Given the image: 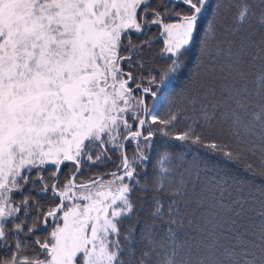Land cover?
Listing matches in <instances>:
<instances>
[{
    "label": "snow or ice",
    "instance_id": "1",
    "mask_svg": "<svg viewBox=\"0 0 264 264\" xmlns=\"http://www.w3.org/2000/svg\"><path fill=\"white\" fill-rule=\"evenodd\" d=\"M211 2L168 0L156 8L151 0H0V264H264V184L250 188L214 162L219 157L264 180V0L216 3L185 85L188 102L200 104L195 116L178 106L161 115L129 87L156 97L151 86L183 74ZM151 25L162 27L169 62L143 87L121 65L135 70L152 43L133 44L129 30ZM170 104L165 95L160 108ZM181 119L190 123L174 132ZM157 135L183 147L177 153L162 145L149 180ZM125 141L135 142L131 159ZM106 144L120 150L112 179L77 185L73 174L52 184L60 203L46 214L30 196L14 201L28 184L47 192L45 181L66 161L79 172L82 159L93 161L94 145L97 160L109 158ZM49 164L55 170L45 176ZM137 189L151 193L142 197L149 204L143 219L132 199ZM80 199L88 203L65 204ZM209 204L226 210V231L219 220L209 234L194 226L188 209ZM59 212L63 225L37 235Z\"/></svg>",
    "mask_w": 264,
    "mask_h": 264
},
{
    "label": "trees",
    "instance_id": "2",
    "mask_svg": "<svg viewBox=\"0 0 264 264\" xmlns=\"http://www.w3.org/2000/svg\"><path fill=\"white\" fill-rule=\"evenodd\" d=\"M152 6L159 8V6L162 3H168V0H151ZM221 2V0H212L211 6L209 7V10L204 18V20L201 21V27L200 31L197 34L194 44L190 47L188 54H187V63L186 67L184 69L183 74L178 75L176 77L170 78L169 81H166V86H161L160 89H157L155 86H151L148 83V78L151 75H158L160 69L169 62L167 59L166 53H163L162 50L164 48V37H157L160 34L161 27L156 25H151L150 27H146L143 29L141 33L135 32V30H129L127 35L131 37V41L133 44H141L142 41L145 40H151V47L144 49V54L142 57L139 58V63H137L135 70L133 68L128 67L127 62L123 63L121 66L124 68L125 71H133V75L137 77L136 83L142 84L143 87H153L154 91H157V96L165 93L168 95L169 100L171 101L170 105H165L163 109L159 107V111L161 115H163L169 106L172 107H186L187 112L184 113V115L187 116H195L197 110L200 107V104L197 103L195 108L188 102V92L185 90V85L188 82V78L193 75L197 71V60L200 54V47L203 42L204 38V32L206 30L207 24L206 21L211 19L212 13L215 11V5L216 3ZM177 9L183 11H186L183 5L177 4ZM162 10V9H161ZM137 18L139 20L140 18V12L137 13ZM151 19V17H149ZM173 21V20H167ZM127 43L126 40L122 37V44ZM121 54H125L123 51V48L121 49ZM223 62V61H221ZM142 65V66H141ZM224 75H227V73H224ZM218 78L220 80V83H224L222 76L218 73ZM129 87L133 88V95L138 98H142V96H145V104L148 107L151 106V103L156 99V97H153L151 93H143L142 89L137 90L135 88V85L130 83ZM219 95V92L217 93ZM135 111L137 113H141L143 109L142 108H136ZM133 113L132 111H129L127 113V116L129 117V123L133 125L132 130H136L137 125L134 122V119H132ZM187 123H190V121L181 119L180 123L177 125V128L173 131H180L183 130ZM147 127V125L145 126ZM123 131V129H121ZM153 148L148 153L150 155V162L147 165L146 171L148 174V179L151 180L153 175V165L156 163L158 152L161 150L162 145H169V150L174 152H179L181 148L183 147L182 142H178L175 140H169L167 137H161L157 135L153 138ZM143 144V142H141ZM135 142L134 141H127L126 144V153L129 156V158H132L133 152H134ZM105 149L108 151V157L109 158H103L101 157L100 160L96 159V156L99 155V151H97L96 146L94 145L91 149V152L93 154V161H87L86 159L81 160V164L79 166L80 170L75 175V182L80 184L87 181H91L93 179H96L100 177L102 174H105L107 172H117L119 165L121 163V156L119 155L120 150H112V146L110 144H106L104 146ZM197 149L188 150V160H192L195 157V151ZM200 156L203 157L206 155L204 149H198ZM214 162L218 163L221 167V169L224 172H227L230 176L236 177L238 179H241L247 183V185L250 188L259 187L261 184H264V180H261L259 177H253L249 175L247 172L243 171L241 168L237 167L233 164H225L219 157L214 158ZM45 167V166H44ZM35 170V169H33ZM138 171L141 172V176L139 177L140 183H144V171L141 170L138 167ZM76 172V167L74 166V163L71 161H66L64 164H62L61 171L57 174V176L53 179L45 181L49 185V190L47 192H41L40 191V185L36 184L35 186L28 184L24 186L23 192H14L13 193V199L15 202H19L23 199L24 196H30L32 201L38 202L41 211L46 214V211L51 207H56L60 203V197L54 194L53 190L51 189L52 184H57V186H62L64 183L67 182V180ZM49 171L44 168L43 175L47 176ZM31 173H29L30 176ZM31 179V178H30ZM104 181H107L109 179H112V177L107 174L104 177H102ZM83 191L82 189H79L77 187L75 194L79 196L80 192ZM247 191V189H246ZM85 194H87L85 192ZM151 193H146L143 191H140L139 189L136 190L135 194L133 195L132 199L137 201L138 208L140 209L139 215L140 217L146 218L147 217V210L149 208V204L142 199V197L149 196ZM80 203L81 205L88 203L85 200H74V201H65V204L70 206L72 203ZM190 215L195 216V227L200 230V232H203L204 229H207V233H213L216 231L215 225L217 223V220H219V223L224 225V230L226 231L229 226V217L227 215L226 210L220 209L219 207L209 204L203 211H198L193 208L188 209ZM217 211L220 212V216L217 217L216 213ZM62 213V212H61ZM60 213V214H61ZM57 215L55 219L49 218V223L45 229H42L41 231L37 232V235L43 237L44 235H47V231L52 230L54 226H56L58 222V216ZM19 215V214H18ZM134 221L132 220H124V224H132ZM11 225H9L10 227ZM222 243H227V241H222ZM6 253V250H4ZM43 258V257H41Z\"/></svg>",
    "mask_w": 264,
    "mask_h": 264
},
{
    "label": "rangeland",
    "instance_id": "3",
    "mask_svg": "<svg viewBox=\"0 0 264 264\" xmlns=\"http://www.w3.org/2000/svg\"><path fill=\"white\" fill-rule=\"evenodd\" d=\"M168 22H175V20H173V21H168ZM165 95H166V94L163 93V94L157 96L156 99L153 101V103H151V106L148 107V108H149V109H153L154 106H155V109L158 110L159 107H160V103H161V101L163 100V97H164ZM44 168H46L49 172H52V171L55 170V169H54V166H52L51 164H49V165H45ZM36 175H37V173H36V169H35V170H32V172H31V174H30L29 177H30V178H34ZM92 190H93V191H96L95 188H93ZM74 203H75V202H74ZM70 206H71V204H70ZM60 213H61V212L57 213V215L60 214ZM62 215H63V213H61L60 216H58V222H57V224H59V225H61V226L63 225ZM57 224H56V225H57ZM54 227H55V226H54ZM50 231H51V230H50ZM50 231L48 230L47 232H50ZM49 239H50V237H49Z\"/></svg>",
    "mask_w": 264,
    "mask_h": 264
},
{
    "label": "water",
    "instance_id": "4",
    "mask_svg": "<svg viewBox=\"0 0 264 264\" xmlns=\"http://www.w3.org/2000/svg\"><path fill=\"white\" fill-rule=\"evenodd\" d=\"M160 29H161V31H160V34L157 36L158 38L161 37L162 27H161ZM142 99L144 100V107H147L146 104H145V96H144V95L142 96ZM124 143H125V149H124V151L126 152V144H127V141H125ZM61 167H62V165L60 166V170H61ZM76 173H77V172H76ZM76 173H75V175H76ZM110 173H111V172H107V173H105V174H102L100 177H98V178H96V179H93V180H98V179H100V178H102V177H104L105 175L110 174ZM89 182H90V181H87V182H84V183L87 184V183H89ZM80 184H81V183H80ZM77 185H79V184H77ZM44 228H45V227H44ZM44 228H43V229H44Z\"/></svg>",
    "mask_w": 264,
    "mask_h": 264
}]
</instances>
